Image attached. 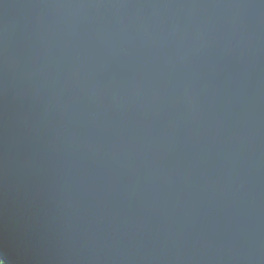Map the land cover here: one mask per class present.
<instances>
[{
	"label": "water",
	"instance_id": "obj_1",
	"mask_svg": "<svg viewBox=\"0 0 264 264\" xmlns=\"http://www.w3.org/2000/svg\"><path fill=\"white\" fill-rule=\"evenodd\" d=\"M4 264H264V0H0Z\"/></svg>",
	"mask_w": 264,
	"mask_h": 264
},
{
	"label": "snow or ice",
	"instance_id": "obj_2",
	"mask_svg": "<svg viewBox=\"0 0 264 264\" xmlns=\"http://www.w3.org/2000/svg\"><path fill=\"white\" fill-rule=\"evenodd\" d=\"M4 259L0 258V264H4Z\"/></svg>",
	"mask_w": 264,
	"mask_h": 264
}]
</instances>
